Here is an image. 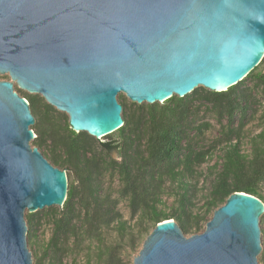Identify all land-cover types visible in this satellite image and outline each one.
<instances>
[{"label":"water","instance_id":"water-1","mask_svg":"<svg viewBox=\"0 0 264 264\" xmlns=\"http://www.w3.org/2000/svg\"><path fill=\"white\" fill-rule=\"evenodd\" d=\"M262 51L264 0H0V73L94 137L123 124L118 93L153 103L225 90ZM33 122L27 100L0 80V264H32L24 210L66 198L65 170L29 143ZM262 212L259 198L233 192L201 232L162 220L132 264H259Z\"/></svg>","mask_w":264,"mask_h":264},{"label":"trees","instance_id":"trees-1","mask_svg":"<svg viewBox=\"0 0 264 264\" xmlns=\"http://www.w3.org/2000/svg\"><path fill=\"white\" fill-rule=\"evenodd\" d=\"M263 61L264 57L243 79L225 90L198 86L184 96L174 94L163 102H131L130 108L120 101L123 124L113 131L111 140L101 142L107 151L117 152L119 159L108 161L92 151L94 136L73 130L68 118L58 124L51 104L15 88L27 100L34 117L29 126L35 133L32 144L38 149L47 146V160L60 169L68 168L67 177L72 175L67 180L62 206L46 210L53 223L52 236L35 264H62L69 250L65 246L69 237L75 241L89 239L86 264H91L92 257L97 264H124L118 246L104 242L105 228H114L121 239L128 236L130 249L137 250L162 220L174 219L184 234L199 232L208 214L233 192L254 195L264 203V103L258 115L259 130L246 136L245 128L247 112L254 102L253 87L264 98V68L258 69ZM247 78L252 79V86H243ZM195 100L206 103L220 121L219 135L207 147L194 139L208 127L206 122L195 123L200 107L192 104ZM223 118L225 122H221ZM244 138L249 145L247 152L243 150ZM213 156L216 159L207 166L208 172H201L198 167ZM105 171L117 173L119 193L127 199L130 218L140 222L136 232L116 209V200L101 192V175ZM203 176H211L208 193L200 208L193 210L197 185ZM164 193L172 196L173 203L168 208L162 201ZM37 214H25L26 239L31 245L36 237ZM143 219L150 225L141 223ZM259 222L263 224L260 256L264 260V212Z\"/></svg>","mask_w":264,"mask_h":264},{"label":"rangeland","instance_id":"rangeland-1","mask_svg":"<svg viewBox=\"0 0 264 264\" xmlns=\"http://www.w3.org/2000/svg\"><path fill=\"white\" fill-rule=\"evenodd\" d=\"M260 68H264V61L260 64L258 69ZM0 80H9L13 83L14 89L15 88L20 89L26 94L41 97L43 99L42 101L46 102V100L43 98L41 94L39 93L33 94V92H29L23 88L18 87V84L14 80H12L7 73H0ZM243 86H252V79L251 78L245 79L243 82ZM253 97H254V102L251 105V108L248 110L247 117H246V120H247V123L245 126L246 133H247L246 136L250 134H254L255 132L259 130L258 115L260 112V105L264 103V98L262 97L259 89L255 87H253ZM117 98L119 102L124 101L125 104L128 106V108L132 107L130 103L134 101H131L124 93H121V92L118 93ZM192 104L200 106L198 109V113L194 117L196 121L195 123L206 122L208 125V127L204 129V133L198 135V137L194 139L198 141V144L200 146H204V147L210 146L215 142V139L219 135L220 121H218L216 113L211 108H209L206 103H199L198 100H195L192 102ZM52 114L57 118L58 124H63L65 123V121H67L68 115L66 112L62 110H59L54 107V111L52 112ZM235 119L237 121L238 115L236 116ZM221 122H225V119L223 118ZM33 134L35 135L34 132ZM114 136H115V133L112 132L110 135L94 137L95 139L92 140V151L95 152L98 156H100V158H102L105 161H108L110 158L119 159L115 149L107 151L103 147V145H101V142L109 141ZM246 138L243 139V150L247 152L249 149V145L246 143L247 142ZM32 139L29 141V143L31 146H34L32 144ZM39 150L42 152L43 155L44 154L47 155L49 153L47 146L41 147L39 148ZM218 153H219V150H216L215 154L218 155ZM215 159L216 157L213 156L211 160L207 161L206 163H203L201 166L198 167V169L201 170V172H205V171L208 172L207 166L211 165ZM64 170L66 172V175H67V172L70 171L68 168ZM71 177L72 175H69V177H67V180L68 179L70 180ZM210 179H211V176L207 179L205 178V176L200 177L198 185H197L199 190L197 191V194L195 197V206L193 210L199 209L202 203L205 201V196H207L208 189H209ZM119 190H120V182H119L117 173L114 171L103 172L101 175V192L109 193L111 198L116 200V209L119 211L122 217L126 219L132 225L133 232H136L140 222L139 220H137L136 217L130 218V212H129V208L127 205V199L126 197H123L120 195ZM162 201L167 208L173 203L172 196L168 195L167 193H164V195L162 196ZM53 207L58 208V206L52 205V206H45L41 209L36 210L38 212L37 214L38 222L36 224V229H35V235H36L35 241L33 245L28 244L27 242L28 249L31 252L32 264H35L36 258L42 253L43 248L45 247V244L47 243L49 238L52 236L53 223L51 219L49 218L46 210L53 208ZM29 212H34V211H30L28 208H26L24 210V216L26 213H29ZM212 212L208 214V218L212 216ZM141 223L150 225V222L149 221L146 222V219H143ZM259 226L260 228L261 227L263 228V224H261L260 222H259ZM204 228H205V223L202 222L201 229L199 232L203 231ZM193 233L194 232L187 233L185 235L189 236ZM103 235H104V242L106 244L118 246L120 250L119 255L123 263L132 264L133 257L138 253L139 249L142 246V243L140 244L137 250H131L130 241L127 239L128 236L121 239V237L117 234L115 229L112 227L105 228L103 230ZM146 236L144 237V239L146 238ZM88 243H89L88 238L75 241L73 237H69L67 240V243L65 244V246H68L69 250L67 254L63 256L62 264H86L85 260H86V254L88 251L87 249ZM260 244H261V249H262L263 248V236L261 234H260ZM257 260L259 264H264V260L260 256V252L257 255ZM43 264H47V262L45 261V263ZM91 264H97V260L94 257L91 258Z\"/></svg>","mask_w":264,"mask_h":264},{"label":"bare ground","instance_id":"bare-ground-1","mask_svg":"<svg viewBox=\"0 0 264 264\" xmlns=\"http://www.w3.org/2000/svg\"><path fill=\"white\" fill-rule=\"evenodd\" d=\"M262 54H264L263 51ZM213 86L217 89H221L223 87V85L220 82H216ZM98 134L101 135L100 132H98Z\"/></svg>","mask_w":264,"mask_h":264}]
</instances>
